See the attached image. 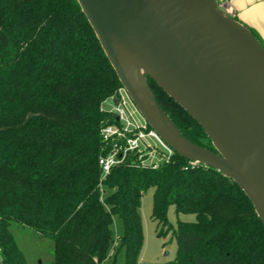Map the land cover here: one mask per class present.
<instances>
[{
  "label": "trees",
  "instance_id": "1",
  "mask_svg": "<svg viewBox=\"0 0 264 264\" xmlns=\"http://www.w3.org/2000/svg\"><path fill=\"white\" fill-rule=\"evenodd\" d=\"M148 85L181 134L215 152L203 129ZM120 89L76 0H0V263L26 264L9 231L16 223L53 242L51 264H102L117 217V252L139 264L138 209L153 189L158 238L170 229V207L195 217L177 222L176 257L163 264H264V225L217 171L175 154L153 170L130 154L102 178L101 130L117 124L102 104Z\"/></svg>",
  "mask_w": 264,
  "mask_h": 264
},
{
  "label": "water",
  "instance_id": "2",
  "mask_svg": "<svg viewBox=\"0 0 264 264\" xmlns=\"http://www.w3.org/2000/svg\"><path fill=\"white\" fill-rule=\"evenodd\" d=\"M122 90L173 154L211 168L264 225V48L218 0H76ZM148 79L205 132L188 141Z\"/></svg>",
  "mask_w": 264,
  "mask_h": 264
},
{
  "label": "rangeland",
  "instance_id": "3",
  "mask_svg": "<svg viewBox=\"0 0 264 264\" xmlns=\"http://www.w3.org/2000/svg\"><path fill=\"white\" fill-rule=\"evenodd\" d=\"M220 5L223 8L226 3L222 2ZM251 32L260 41L252 30ZM260 44L264 48V43L260 42ZM114 107L115 104L111 99L102 104V108L105 111H111ZM128 111L133 113V117L138 123L143 122L140 115L130 103L128 105ZM153 192L154 190L150 189L142 196L138 209L143 232V242L137 257L139 264H163L174 261L177 252V243L173 236V231L176 229L177 222H194L195 220L193 215H176L174 207H170L167 212L170 229L167 234L164 233V235L158 238L157 232L160 231V227L151 218ZM9 231L13 236L18 250L24 257L26 264H51L53 262L54 244L50 239L40 238L33 231L16 223H11ZM111 231L112 242L108 248L106 260L102 264H124L123 252H117L118 241L122 234L121 222L117 217H113Z\"/></svg>",
  "mask_w": 264,
  "mask_h": 264
},
{
  "label": "built area",
  "instance_id": "4",
  "mask_svg": "<svg viewBox=\"0 0 264 264\" xmlns=\"http://www.w3.org/2000/svg\"><path fill=\"white\" fill-rule=\"evenodd\" d=\"M111 100L115 107L110 112L114 115L117 124L107 125L101 130L102 141L108 148L107 154L98 159L102 178L107 176L113 167L123 164L130 154H137L141 166L153 170L162 164H168L173 152L144 121L138 123L134 119L133 113L128 111L131 102L125 92L120 89L116 102L114 99ZM189 165L194 166L191 163Z\"/></svg>",
  "mask_w": 264,
  "mask_h": 264
},
{
  "label": "crops",
  "instance_id": "5",
  "mask_svg": "<svg viewBox=\"0 0 264 264\" xmlns=\"http://www.w3.org/2000/svg\"><path fill=\"white\" fill-rule=\"evenodd\" d=\"M225 2L224 9L235 20L252 30L264 43V0H218Z\"/></svg>",
  "mask_w": 264,
  "mask_h": 264
}]
</instances>
